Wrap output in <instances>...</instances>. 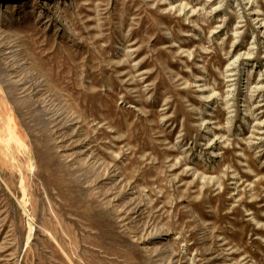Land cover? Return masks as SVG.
<instances>
[{
	"label": "rangeland",
	"instance_id": "obj_1",
	"mask_svg": "<svg viewBox=\"0 0 264 264\" xmlns=\"http://www.w3.org/2000/svg\"><path fill=\"white\" fill-rule=\"evenodd\" d=\"M0 264H264V0H0Z\"/></svg>",
	"mask_w": 264,
	"mask_h": 264
}]
</instances>
